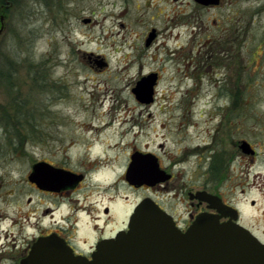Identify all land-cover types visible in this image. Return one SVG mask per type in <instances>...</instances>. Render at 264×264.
I'll return each instance as SVG.
<instances>
[{
  "label": "rangeland",
  "instance_id": "374dc122",
  "mask_svg": "<svg viewBox=\"0 0 264 264\" xmlns=\"http://www.w3.org/2000/svg\"><path fill=\"white\" fill-rule=\"evenodd\" d=\"M230 3L232 7L227 8ZM86 18L96 22L91 29L80 23ZM189 21L193 24L191 35ZM232 23L239 26L240 41L245 42L241 46L244 58L253 43L264 38V0H225L223 9L200 13L189 7V0H0V216L7 219L2 228H7L8 218L24 212V157L12 156L23 155L22 149L39 157L73 140L69 156L75 160L84 147L90 146L92 153L99 149L95 138L114 148L94 155L117 162L124 160L123 153L133 141L149 149H155L156 142L164 143V156L180 153L186 139L175 126L183 117L185 88L197 79L180 66L182 61H167L168 53L176 52L174 59H196L197 46L189 43L197 35L195 27L199 26L200 39L220 42L233 31ZM151 29L157 30L158 39L145 48L144 38ZM69 30L72 43L63 38V32ZM74 48L102 56L108 70L91 71L73 53ZM207 49L201 48L200 57L204 58ZM160 69L163 75L157 104L139 108L132 88L141 76ZM44 74L48 90L43 87ZM165 116L176 118L172 120L173 130L166 137L159 133L155 139L154 124ZM129 117H141L143 126L137 137L133 136L137 127L123 123ZM107 123L104 130H96ZM113 161L111 180L121 170ZM112 196L126 198L127 211L138 200L121 186L112 190ZM15 234L19 236V232ZM9 255L0 254V264H11L6 258Z\"/></svg>",
  "mask_w": 264,
  "mask_h": 264
},
{
  "label": "flooded vegetation",
  "instance_id": "af4514ba",
  "mask_svg": "<svg viewBox=\"0 0 264 264\" xmlns=\"http://www.w3.org/2000/svg\"><path fill=\"white\" fill-rule=\"evenodd\" d=\"M224 3L225 0H218L217 5H207L201 0H189V7L200 13L223 9ZM231 7L232 3L228 4L227 8ZM229 18L233 21L234 15ZM80 23L86 29L96 24L90 18L82 19ZM190 25L189 35L193 33L191 22ZM119 26L124 27L122 23ZM231 26V34L228 36L227 32L220 42L208 41L207 37L200 39L197 37L199 26L195 27L198 39L193 37L189 43L197 46L196 59L191 56L174 59L178 54L168 53L167 61H182L180 66L186 67L188 75L197 79L193 80L194 85L185 88L183 117L178 118L181 123L175 126V131L182 134L186 144L175 156L161 154L165 150L164 143L156 142L155 149H149L147 145L137 146L133 141L123 153L124 160L117 162L113 161L115 158L94 155L114 148L95 138L99 149L92 153L90 146L84 147L82 155L77 151L79 156L74 161L69 156V150L75 144L73 140L64 148L51 149L49 155L32 157L28 149L20 150L23 155H12L24 157V212L8 218L7 228H2L7 219L0 216V254L10 252L6 258H10L11 264H20L37 239L54 235L75 256L90 260L100 244L127 231L134 209L146 199L169 216L182 233L198 217H205L219 224H234L264 245V38L253 43L242 58L241 46L245 42L240 41L239 26L235 23ZM70 33L71 30L63 32V38L72 43L73 34ZM151 33L153 38L147 43ZM147 34L145 48L158 39L156 29ZM202 47L210 48L203 54L204 58L200 57ZM73 53L78 54L93 72L108 70L109 64L102 56L80 48H74ZM99 63L105 67H99ZM175 71L182 72V69ZM162 72L163 69L150 71L135 84L155 75L151 101L137 100L132 92L135 87L132 88L139 108L157 104ZM203 81L204 94L200 92ZM42 83L48 90L45 74ZM59 88L62 93L63 86ZM140 118L129 117L123 122L129 123L130 128L137 127L134 137L140 134L143 126ZM174 119L165 116L155 123L154 138L157 139L159 133L166 137L172 132ZM107 125L109 123L96 130L102 131ZM133 157L145 178L135 183L126 179ZM112 161L119 164L116 169H121L114 180H111ZM38 164L60 171V176H53L50 183L34 182L32 173ZM119 186L138 197L130 211H127L126 198L112 196V190ZM17 232L19 236L15 234ZM22 234L30 237L25 240L20 237Z\"/></svg>",
  "mask_w": 264,
  "mask_h": 264
},
{
  "label": "water",
  "instance_id": "95a60500",
  "mask_svg": "<svg viewBox=\"0 0 264 264\" xmlns=\"http://www.w3.org/2000/svg\"><path fill=\"white\" fill-rule=\"evenodd\" d=\"M217 5L218 0H201ZM153 34L149 35L147 43ZM99 67L105 64L99 63ZM155 75L141 79L132 90L139 101H151ZM136 157L128 168L126 179L132 183L143 180ZM60 171L36 165L34 182L50 183ZM145 179V178H144ZM20 264H264V245L250 233L234 224L198 217L184 233L150 200L136 206L127 231L102 243L88 260L75 256L54 235L33 243Z\"/></svg>",
  "mask_w": 264,
  "mask_h": 264
}]
</instances>
